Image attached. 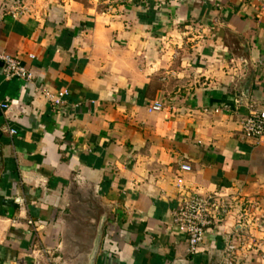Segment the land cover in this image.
Segmentation results:
<instances>
[{
	"label": "crops",
	"instance_id": "1",
	"mask_svg": "<svg viewBox=\"0 0 264 264\" xmlns=\"http://www.w3.org/2000/svg\"><path fill=\"white\" fill-rule=\"evenodd\" d=\"M0 53L34 76L0 64V264H264V0H0ZM191 196L229 207L192 256Z\"/></svg>",
	"mask_w": 264,
	"mask_h": 264
},
{
	"label": "built area",
	"instance_id": "2",
	"mask_svg": "<svg viewBox=\"0 0 264 264\" xmlns=\"http://www.w3.org/2000/svg\"><path fill=\"white\" fill-rule=\"evenodd\" d=\"M163 1L172 2L175 0ZM21 12L22 10L15 11V14H20ZM30 58H33V56H30ZM0 64L2 76L5 81L17 79L27 85H32L33 73L17 58L0 53ZM41 93L50 104L59 108L65 105V97L68 95V92L64 90L51 92L43 89ZM10 108L11 103L0 104V109L3 111H9ZM163 108L161 103L154 102L148 106V111L160 112ZM241 131L247 139H264V111L251 112L242 121ZM9 134L15 135L16 132L10 130ZM181 168L182 170H189L187 166H182ZM228 211L229 207L223 201H210L209 198L200 196H191L183 201L173 213V225L186 238L188 255L192 256L198 253L206 234L219 222L224 220V217L228 215ZM240 218L241 220L245 219V215H241ZM28 223L31 224L30 221ZM244 259H246V254L242 247L227 242L221 254V264H241L240 261Z\"/></svg>",
	"mask_w": 264,
	"mask_h": 264
},
{
	"label": "rangeland",
	"instance_id": "3",
	"mask_svg": "<svg viewBox=\"0 0 264 264\" xmlns=\"http://www.w3.org/2000/svg\"><path fill=\"white\" fill-rule=\"evenodd\" d=\"M87 198H88V201L84 202L82 207L81 206L78 207L79 208L78 210H80L82 213H84L87 216V218L84 217L83 218L84 221L82 223H80L79 219L77 221V223H78L77 226L80 228V230H79L80 233L78 234V237L82 238L83 241H85L86 243L89 242L90 234H91V233H89L90 230L87 229L88 227H87V224H86V220H90L89 218H90L91 213L93 211L94 212L98 211V207H97L96 203L92 202L90 200V196L89 195L87 196ZM101 210H102V207H99V211H101ZM87 230H88V232L86 234ZM99 230H100V234H101L102 233L101 225H100V229Z\"/></svg>",
	"mask_w": 264,
	"mask_h": 264
},
{
	"label": "water",
	"instance_id": "4",
	"mask_svg": "<svg viewBox=\"0 0 264 264\" xmlns=\"http://www.w3.org/2000/svg\"><path fill=\"white\" fill-rule=\"evenodd\" d=\"M101 227H102V223H101ZM100 230H99V233H98V237H97V239H96V242H97V240H99V238H100ZM96 253H97V248L95 247L94 249H93V251H92V255H91V261L93 262V260H94V258H95V256H96Z\"/></svg>",
	"mask_w": 264,
	"mask_h": 264
}]
</instances>
